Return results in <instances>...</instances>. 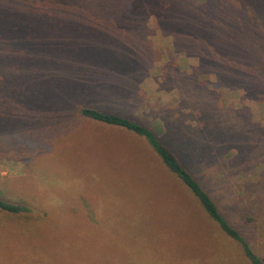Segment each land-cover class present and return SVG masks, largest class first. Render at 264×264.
Returning a JSON list of instances; mask_svg holds the SVG:
<instances>
[{
  "label": "rangeland",
  "instance_id": "374dc122",
  "mask_svg": "<svg viewBox=\"0 0 264 264\" xmlns=\"http://www.w3.org/2000/svg\"><path fill=\"white\" fill-rule=\"evenodd\" d=\"M166 3L0 0V199L28 209L0 210V264H251L174 191L176 180L164 187L143 138L77 114L89 95L92 106L116 100L137 116L148 106L180 108L186 133L204 123L197 106L222 107L207 130L236 137L235 159L225 161V147L193 166L264 260V0H216L204 10L194 0ZM152 60L150 74L125 92L128 76ZM209 64L239 75L254 98L229 86L202 98L182 83L189 92L178 106L171 80Z\"/></svg>",
  "mask_w": 264,
  "mask_h": 264
},
{
  "label": "trees",
  "instance_id": "16d2710c",
  "mask_svg": "<svg viewBox=\"0 0 264 264\" xmlns=\"http://www.w3.org/2000/svg\"><path fill=\"white\" fill-rule=\"evenodd\" d=\"M174 1L175 0H169V3H166L165 5L170 6L171 2ZM181 1L182 0H179V3H181ZM194 1L198 5L197 8L202 10L206 9V6L214 7L217 5L216 0ZM154 62L155 61L152 60L148 64V67L143 70V73L134 75L130 74L128 76V85L125 87V92H127V89L131 85L130 91L134 90V84L141 82L150 74ZM206 68L207 69H205L204 73H197V77L193 76L188 78L190 76L189 74L186 76L182 74L178 75V78L184 80H179L178 78L171 80L172 83L176 82V86L173 89L167 90L170 93H176L178 96H176L178 106L187 103L186 95L180 96V94L182 92L185 94L189 92L187 88L183 89L181 85L182 83H186L188 87H193L202 98L207 95L209 91L213 90L215 88L214 86H220L219 88L229 86L232 87L231 90L233 91L238 90L239 88L246 91L249 88V86H245L243 82L237 80L235 76L239 75L236 73L232 79L227 77L229 76V73H225L224 75L221 71L217 70L213 64L207 65ZM201 74H206L208 78H215L214 80L212 78L210 80L207 78L202 79L200 77ZM261 92L264 93V90ZM246 93H248L249 98H254L252 92L250 93V91H246ZM125 96L126 95H123L121 98ZM87 98L92 100L91 95L88 97L84 96L83 100L77 104V114H79V116L123 129L127 133L143 138L158 156L161 163L184 187L187 188L188 193L196 199L204 212L218 224L223 233L241 246L244 255L249 259L250 263L264 264V260L260 259L252 251L249 243L242 237L239 230L229 222L226 214L222 212L219 204L213 198L208 188L203 185L200 177L205 173H200L202 169L200 170V168L193 166L194 163H204L203 165L205 167L215 156L220 158V151L225 147H228L225 161L227 162L235 159L234 150L237 148V144L235 143L236 137L231 134L228 138H225L220 130H217V132L207 130L208 123L211 120H217L215 115H218L221 112L222 107L220 109L215 108L211 100L197 106L200 108V116L202 117H200V122L204 120V123L186 133L181 130L185 120V114L180 108L159 109L156 106H148L149 111L146 114L143 113L144 110H142L143 115L137 116L125 108L117 109L115 106H112L116 100H113L108 106L104 105V103H102V106H92V103L86 102ZM99 100L100 98L98 101ZM140 102H136L139 108L144 107L147 104L144 103L141 105L139 104ZM219 122L222 125L221 119H219ZM157 125L161 128H157ZM206 171L207 170H205V172ZM0 210L13 215H24L28 212V209L23 205L2 199H0Z\"/></svg>",
  "mask_w": 264,
  "mask_h": 264
},
{
  "label": "crops",
  "instance_id": "0c3cea01",
  "mask_svg": "<svg viewBox=\"0 0 264 264\" xmlns=\"http://www.w3.org/2000/svg\"><path fill=\"white\" fill-rule=\"evenodd\" d=\"M151 149V148H150ZM151 151L153 152V150L151 149ZM154 153V155L158 158V156L155 154V152H153ZM158 160H159V162H160V166L162 167V172L161 173H159V175H160V181L164 184V187H166L169 183L170 184H172V181H174V180H176L177 182H178V187L174 190L175 192H179V190H181V191H183L184 192V194L186 195V196H188L187 198L191 201V202H193V201H195L196 203H197V205H199V203L196 201V199L193 197V196H191L189 193L187 194V192L181 187V183L179 182V180L171 173V172H169L168 170H167V168L161 163V161H160V159L158 158ZM152 171V170H151ZM152 173H153V171H152ZM167 175V176H166ZM172 178L174 179V180H172ZM172 192L170 191V194H171ZM165 194H167V195H169L168 193H165ZM189 196H191L192 197V200L190 199V197ZM194 202V203H195ZM196 205V206H197ZM199 207H200V205H199ZM222 231V230H221ZM223 232V231H222ZM227 236V235H226Z\"/></svg>",
  "mask_w": 264,
  "mask_h": 264
}]
</instances>
